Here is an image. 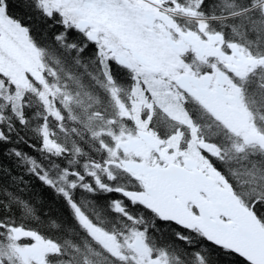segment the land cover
I'll return each instance as SVG.
<instances>
[{
    "label": "snow or ice",
    "instance_id": "obj_1",
    "mask_svg": "<svg viewBox=\"0 0 264 264\" xmlns=\"http://www.w3.org/2000/svg\"><path fill=\"white\" fill-rule=\"evenodd\" d=\"M0 264H264V0H0Z\"/></svg>",
    "mask_w": 264,
    "mask_h": 264
}]
</instances>
